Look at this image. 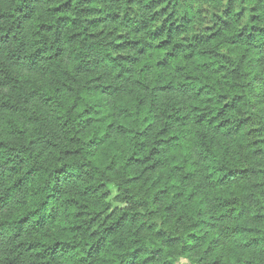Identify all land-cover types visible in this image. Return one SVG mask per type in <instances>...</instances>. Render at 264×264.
<instances>
[{
	"label": "trees",
	"instance_id": "obj_1",
	"mask_svg": "<svg viewBox=\"0 0 264 264\" xmlns=\"http://www.w3.org/2000/svg\"><path fill=\"white\" fill-rule=\"evenodd\" d=\"M264 264V0H0V264Z\"/></svg>",
	"mask_w": 264,
	"mask_h": 264
},
{
	"label": "rangeland",
	"instance_id": "obj_2",
	"mask_svg": "<svg viewBox=\"0 0 264 264\" xmlns=\"http://www.w3.org/2000/svg\"><path fill=\"white\" fill-rule=\"evenodd\" d=\"M182 263H185V261L184 260H180L177 264H182Z\"/></svg>",
	"mask_w": 264,
	"mask_h": 264
}]
</instances>
